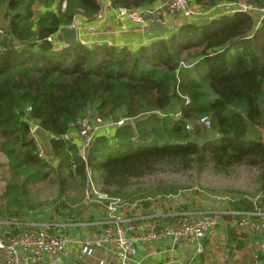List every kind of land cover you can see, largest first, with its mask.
Listing matches in <instances>:
<instances>
[{"label":"trees","instance_id":"trees-1","mask_svg":"<svg viewBox=\"0 0 264 264\" xmlns=\"http://www.w3.org/2000/svg\"><path fill=\"white\" fill-rule=\"evenodd\" d=\"M165 0H112L125 10ZM234 0H193L209 9ZM264 6V0H247ZM7 4L6 37L0 39V215L15 218L37 209L31 188L59 184L54 207L65 203L73 185L88 178L100 190L133 201L173 194L174 186L132 197L131 179L162 166L228 173L254 166L264 188V23L253 30L250 15L236 12L204 26L182 24L170 37L136 50L76 40L55 47L51 36L77 15L93 18L98 0H0ZM222 45V46H221ZM192 51V52H190ZM186 58L182 59V53ZM173 101L181 118L161 115ZM85 115L126 119L113 136H95L84 154L64 135ZM210 120L209 134L199 123ZM52 137L39 157L30 122ZM192 131H186V124ZM41 204V203H40ZM43 204H41L42 206ZM40 206V207H41ZM44 206V205H43ZM234 210H251L245 196Z\"/></svg>","mask_w":264,"mask_h":264},{"label":"crops","instance_id":"crops-1","mask_svg":"<svg viewBox=\"0 0 264 264\" xmlns=\"http://www.w3.org/2000/svg\"><path fill=\"white\" fill-rule=\"evenodd\" d=\"M100 8L91 19L77 15L73 24L77 30V40L82 44L94 47L101 44L126 47L136 50L142 45H147L158 39H166L182 24L192 22L197 26H206L224 16H233L227 12V7L222 3L209 9H200L199 16L184 20L172 17L167 20L164 32L152 31L141 28L137 23L124 16L125 9L108 4L107 0H98ZM194 5L193 0H190ZM154 1L151 6L158 5ZM7 4L0 5V25L6 23ZM55 47L65 45L60 37V32L51 36ZM222 46V45H221ZM179 112V102L173 101L161 115H170ZM117 125L111 120H103L96 126V136L111 137ZM76 143L81 149V142L77 137L76 127L70 125L64 135ZM32 137L38 141L47 157L50 134L41 131L38 126L34 129ZM210 197V196H209ZM196 197L191 193L180 194H153L133 201H124L118 205L112 214L107 209L104 199H91L90 201L73 199L68 200L57 208L41 212L26 211L19 218L26 224L36 227L58 229L60 235L65 236L67 244L64 254L47 253L42 260L36 261L29 251H21L23 264H68L70 261L79 260L83 264H111L115 259V248L111 242H102V223L108 216L121 219L127 236L148 229L154 218L173 210H197L212 213L215 224L212 233L202 238L190 237L187 243H179L167 236L152 243H136V253L128 264H263L257 245V235L250 229L239 227L237 217L230 211L234 210L232 201L239 197ZM254 203L253 201H251ZM258 206L264 208V199L257 201ZM13 218L0 215V233L6 236L13 230ZM94 241L98 244L92 246L89 255L81 253L82 243Z\"/></svg>","mask_w":264,"mask_h":264},{"label":"built area","instance_id":"built-area-1","mask_svg":"<svg viewBox=\"0 0 264 264\" xmlns=\"http://www.w3.org/2000/svg\"><path fill=\"white\" fill-rule=\"evenodd\" d=\"M111 4L112 0H107ZM227 7V12H242L250 15L253 23V30L259 29L264 23V6H258L249 3L247 0H234L232 2L222 3ZM112 5V4H111ZM200 9L192 5L190 0H165L156 6H146L133 10H125L124 16L137 23L141 28H148L155 22L167 24V20L172 17H180L184 20L199 16ZM6 23L0 28V39L6 37ZM68 27H75L72 23ZM67 28V27H66ZM173 118H181L180 113L170 114ZM126 119L119 118L111 121L120 126ZM202 125L209 127L208 117H201L198 121ZM103 123L101 118L85 115L79 117L74 123L77 137L81 142L80 153L84 154L88 147L93 143L96 136V126ZM190 128V124H186ZM31 131V130H30ZM34 131V130H33ZM31 131V137L32 133ZM52 137V135H50ZM50 137V138H51ZM66 138V136H64ZM39 157L44 158L45 153L40 147L38 141L32 137ZM67 139V138H66ZM99 199H105L107 209L112 214L115 208L125 200L109 199L106 195H101ZM251 210H232L230 211L237 217V225L250 229L257 235L258 249L263 256L264 264V208L254 202ZM18 217L11 221L14 228L6 236L0 233V264H23L21 251H29L36 261L42 260L45 254L54 255L64 254L66 252L67 239L59 234L58 229L46 227H36L33 224H24L25 220ZM215 216L209 212L197 210H173L166 214L154 218L148 226V229L127 236L126 230L121 219L108 216V219L102 223V242H111L115 248V259L111 264H128L136 253V243H152L161 238L170 236L179 243H187L190 237L202 238L213 231ZM98 244L94 241H85L81 246V253L89 255L92 252V246ZM68 264H83L79 260L70 261ZM99 264H102L100 262Z\"/></svg>","mask_w":264,"mask_h":264},{"label":"rangeland","instance_id":"rangeland-1","mask_svg":"<svg viewBox=\"0 0 264 264\" xmlns=\"http://www.w3.org/2000/svg\"><path fill=\"white\" fill-rule=\"evenodd\" d=\"M3 25H0V28ZM186 55V52H183L182 59H185ZM206 129L209 134H205L202 138L211 136L209 127H206ZM192 130V127L186 128V131L190 132ZM262 134L264 137V132ZM7 176L8 171L6 166H0V185L2 184V180L7 178ZM170 186L176 187L180 191V194L192 192L194 196H202L203 198L215 195L216 197L245 196L249 201L253 202H257L261 197L264 199V188L260 186L258 170L254 166L248 165H239L232 168L228 173H218L209 166L198 170L195 166L189 169H180L164 165L152 174L131 179L124 188V192L132 193V197L136 198L145 193L160 191V189H166ZM58 189L59 184L57 181L50 183L49 180H44L36 183L31 188V198L35 203L33 205L38 208L28 209L27 211L41 212L54 207V199H56ZM113 190L111 188L109 193L104 192L100 190V185L95 180L88 178L84 186L75 184L70 189H67L66 193L70 202L73 199L90 201L91 199H98L101 195H106L109 199L125 200L127 198L111 195L110 193ZM40 203L44 206H41Z\"/></svg>","mask_w":264,"mask_h":264},{"label":"water","instance_id":"water-1","mask_svg":"<svg viewBox=\"0 0 264 264\" xmlns=\"http://www.w3.org/2000/svg\"><path fill=\"white\" fill-rule=\"evenodd\" d=\"M148 28H149V30L159 31L161 33L165 31V26L161 22H155V23L149 25ZM60 37L65 42L76 41L77 40L76 27H67V28L61 30L60 31ZM93 117H94V115H91V118H93ZM114 119H115V121H118L119 118L117 116H115ZM29 126H30V130L33 131L36 128V123L32 121V122H30Z\"/></svg>","mask_w":264,"mask_h":264}]
</instances>
